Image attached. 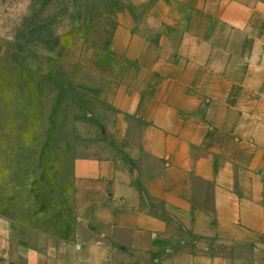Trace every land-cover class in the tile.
Returning <instances> with one entry per match:
<instances>
[{
    "label": "crops",
    "instance_id": "obj_1",
    "mask_svg": "<svg viewBox=\"0 0 264 264\" xmlns=\"http://www.w3.org/2000/svg\"><path fill=\"white\" fill-rule=\"evenodd\" d=\"M111 51L113 151L72 158L71 234L4 215L0 264H264V0H157Z\"/></svg>",
    "mask_w": 264,
    "mask_h": 264
},
{
    "label": "rangeland",
    "instance_id": "obj_2",
    "mask_svg": "<svg viewBox=\"0 0 264 264\" xmlns=\"http://www.w3.org/2000/svg\"><path fill=\"white\" fill-rule=\"evenodd\" d=\"M155 1L0 0V218L71 234L72 158L113 151L100 87L123 65L115 29L141 25Z\"/></svg>",
    "mask_w": 264,
    "mask_h": 264
}]
</instances>
